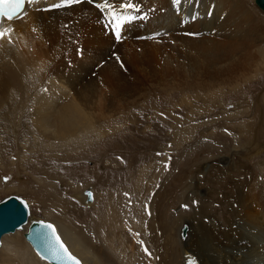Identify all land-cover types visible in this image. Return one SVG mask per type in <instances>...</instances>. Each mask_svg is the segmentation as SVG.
<instances>
[{"label": "bare ground", "instance_id": "bare-ground-1", "mask_svg": "<svg viewBox=\"0 0 264 264\" xmlns=\"http://www.w3.org/2000/svg\"><path fill=\"white\" fill-rule=\"evenodd\" d=\"M51 1L55 0L34 7L26 6L23 18L4 21L0 26L9 33L0 40V132L8 130L11 125L17 126L20 115L24 112L26 114L21 118L26 117L42 131L46 138L44 143H68L80 131L87 132L85 124L90 114L83 105L86 99L81 87L75 88V93L72 94L65 83L66 70L63 77L58 74L61 78L51 76L56 68L68 67L70 64L79 68L88 65L84 56H76V49L86 43L90 49H97L95 41L94 46L89 44L92 43L89 33L96 35L101 31L103 17L108 23L107 12L102 13L95 4L82 0L69 7L48 8L50 10L45 11H53L47 14L37 13L42 5L48 6ZM140 1L143 6L136 14L138 18L126 24L122 30L123 35L126 28L134 27L130 35L135 39L128 40L121 48L117 47L120 66L116 65V72L106 78L108 84L118 85L119 89L130 90L132 85L138 86L139 81L142 84L149 76H153L160 79V86H168L171 90L186 94L197 90L199 86L206 87V82L211 85L213 75L210 70L217 64L220 65V61L225 58L235 59L237 68L244 70L241 72L245 74L251 71L253 63L259 59V52L264 56L263 48L262 51L256 49V53L252 51L254 48L251 49L250 46L254 44L246 45V41L238 44L213 35L218 32V25L222 29H226V25L243 29L247 19H242L233 9L229 12L225 7L227 5L224 6V0H182L178 6H174L172 0H134V3L138 5ZM115 2L118 5L121 0ZM255 4L264 13L256 0ZM234 9L243 10L241 6ZM146 12L150 14L149 19L143 16ZM141 16L143 18H139ZM37 26L38 30L33 31ZM250 28L251 26L248 29ZM162 29H167L163 36L140 41L141 37ZM195 33L200 34L193 36ZM32 36H35V41L31 39ZM112 37L114 38L113 35ZM171 79L178 83L170 85ZM190 112L197 114L194 110ZM29 124L27 120V125ZM208 145L206 149L200 147L196 151L192 148L187 151L197 153L199 161L202 150L208 151ZM240 153L235 150L226 165H221L219 160L205 162L197 167L195 174L180 169L176 178H173L174 181L169 178L173 181V189L165 191L162 196L163 208L156 209L154 203L146 207L136 205L133 208L123 204L120 198L114 204L109 203L111 206H107L106 210H101L98 220L91 221L92 226L54 224L69 249L83 264H186L185 255L190 252L197 256L200 264H264L263 170L260 175L255 173L246 178L242 174H252V171ZM138 184L144 186V178ZM219 192L223 196L219 202L226 205L227 211L223 208L222 211L209 212L204 203L208 201L207 198L217 197ZM82 197L85 200L84 194ZM173 199L181 205L193 203V212L191 210L189 215L179 217L174 221L177 224L171 225L166 208ZM95 201L96 197L92 203ZM92 209L96 211L95 207ZM157 210L160 212L157 213ZM32 218L30 215L23 229L2 236L0 264H49L39 257L25 235L21 239L18 233L27 230ZM184 224L188 225L185 239L181 237ZM138 240L143 241V246L137 243ZM142 247H146L151 255H146Z\"/></svg>", "mask_w": 264, "mask_h": 264}, {"label": "rangeland", "instance_id": "rangeland-1", "mask_svg": "<svg viewBox=\"0 0 264 264\" xmlns=\"http://www.w3.org/2000/svg\"><path fill=\"white\" fill-rule=\"evenodd\" d=\"M138 3L141 11L143 2ZM223 3L229 12L233 9L242 19L246 17L248 20L244 19L243 29L228 25L222 29L218 25V32L213 35L238 44L246 41V45L254 44L255 47L249 45L251 49L254 48L253 52L256 53L258 49L262 51L264 13L257 7L255 0H224ZM238 6L243 10H239ZM45 7L42 5L37 13L53 11H45ZM146 17L150 18L147 12ZM34 28L37 29L33 31L38 30V26ZM104 28L103 25L96 35L89 33V40L93 43L89 44H98V50L90 49L86 46L88 43L76 49V56H84L88 62L86 67L72 66L69 62L68 67L56 68L51 76L60 77V73L63 77L66 70L67 82L63 79L71 93L74 94L75 88L81 87L86 99L83 105L90 114L85 124L87 132L80 131L78 136L68 140L70 143L48 141L47 144L43 142L46 138L42 131L26 117L21 118L26 114L22 112L18 125L13 124L16 127L11 125L8 130L0 132V199L21 195L29 200L31 217L35 219L86 227L93 219L98 220L101 210H106L107 206L120 198L123 204L133 208L153 203L156 209L163 208L162 196L165 191L173 189L171 183L180 169L195 174L197 167L205 162L219 160L221 165H226L235 150L241 152V158L252 171V174L244 172L242 175L250 178L255 173L260 175L263 170L264 177V56L260 52L251 71L245 74L241 72L244 70L237 68L235 59L229 57L225 58L226 61H220V65L210 70L213 82L211 85L204 83L205 89L199 86L197 90L184 94L168 86H160V79L149 76L146 83L144 81L141 84L139 81L138 86L132 85L130 90H124L119 89L118 85L108 84L106 78L114 74L117 70L115 66L119 65L117 49L128 40L135 39L130 35L134 27L126 28L119 42L113 41L112 35L106 34ZM166 32L167 29H162L149 33L141 37L140 41L157 39ZM31 39L35 41V36ZM227 61L229 64H226ZM132 74L135 73L132 71ZM172 82L169 83L172 86L178 83ZM190 110L197 114H192ZM207 144L209 153L202 150L200 162L197 153L187 151H191V148L196 151L200 147L206 149ZM143 178L144 186L138 184ZM90 186L94 189L96 201L87 206L82 194ZM216 189L219 191L218 186ZM218 194L216 198H207L208 201L204 203L209 212L222 211L223 208L227 211L226 205L219 202L223 198L222 193ZM126 197L130 200H126ZM192 204L185 208L183 206L186 204L181 205L173 199L166 208L170 224H177L174 222L176 219L189 215ZM94 207L95 210L98 207L96 211L92 209ZM18 233L24 239V232Z\"/></svg>", "mask_w": 264, "mask_h": 264}, {"label": "snow or ice", "instance_id": "snow-or-ice-1", "mask_svg": "<svg viewBox=\"0 0 264 264\" xmlns=\"http://www.w3.org/2000/svg\"><path fill=\"white\" fill-rule=\"evenodd\" d=\"M80 2L82 0H59V2L50 5V8L59 9ZM89 2H92V0H89ZM26 3L37 4L39 0H0V26L3 25L5 20L12 21L14 18L20 16L24 11V5ZM172 3L174 6H178L182 3V0H172ZM95 7L102 13L107 12L106 19L108 23L106 26L111 28L112 34L118 42L123 38L122 30L124 26L137 19L138 16L136 14L140 12V8L134 3V0H121L118 5L115 0H103L102 3H95ZM143 16H146V13ZM143 16L139 18H143ZM7 34L9 33H6L4 28L0 27V40ZM158 155L162 154L158 153ZM183 207L186 208L187 205ZM41 228L44 231H37L36 233V239L42 242L43 247V252L38 251L41 259H47L49 264H53V262L54 264H81L80 260L72 255L68 247L61 240L53 224L41 222ZM137 243L143 246V241L138 240ZM142 250L146 255H151L146 247H142ZM187 264H196V262L194 260H188Z\"/></svg>", "mask_w": 264, "mask_h": 264}, {"label": "water", "instance_id": "water-1", "mask_svg": "<svg viewBox=\"0 0 264 264\" xmlns=\"http://www.w3.org/2000/svg\"><path fill=\"white\" fill-rule=\"evenodd\" d=\"M256 2L258 6L264 11V0H256ZM83 194L85 196V204L89 206L95 199L92 186H90V188L88 189H85L83 191ZM30 215L31 209L29 207V203L22 196L14 194L0 199V247L2 245V236L7 233L15 232L18 229H23L24 226L28 223ZM41 222L53 224L56 228L57 234L60 236L57 227L53 222L44 219L32 218L27 230L24 232V235L26 240L32 245L37 254L38 251L43 252L42 242L36 239L37 231H44V229L41 228ZM187 230L188 225L184 224L181 229V237L183 239H185L188 234ZM60 238L64 242V239L61 236ZM65 245L68 247L67 243H65ZM69 251L72 253V255L80 260L81 264H83L81 259L77 255H75L70 249ZM185 256L187 258L186 264L188 260H194L196 264H200L199 259L193 253H186ZM44 260L48 261L47 259Z\"/></svg>", "mask_w": 264, "mask_h": 264}]
</instances>
